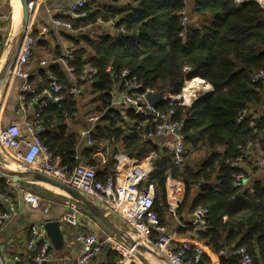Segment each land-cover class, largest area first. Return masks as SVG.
I'll return each instance as SVG.
<instances>
[{
    "label": "trees",
    "instance_id": "16d2710c",
    "mask_svg": "<svg viewBox=\"0 0 264 264\" xmlns=\"http://www.w3.org/2000/svg\"><path fill=\"white\" fill-rule=\"evenodd\" d=\"M79 12L82 15L78 17H61L72 25L66 35L70 39L73 32L98 22H111L114 28L111 33L94 37L79 34L73 42L79 44L81 38L84 46L72 47V59L66 60L75 79L81 81L76 82L77 87L88 83V88L79 93L85 96L87 91L91 95L88 114L102 113L105 125H97L92 131L91 145L79 143V134L68 129L79 94L68 92L71 79L53 65L51 72L62 81L65 99L47 102L40 113L42 132L38 136L42 143L68 172L78 164L99 167L96 177L105 180L115 170L116 161L110 154L116 153V144L135 154L148 144L142 129L121 128V107L112 105L115 75L127 69L141 83L142 92L170 94L179 93L185 79L201 77L212 90L190 106L165 102L155 105L162 110L173 108L172 117L180 123L184 160L175 164L171 153L154 149L153 170L143 186L153 185L154 210L163 225L161 217L168 208L166 180L172 178L184 186V201L176 214L184 207L191 189L199 188L191 209H208L206 225L200 227L190 221L178 233L206 246L200 264H208L213 256L220 255L223 258L219 264H239L232 254L239 246L247 248L254 264H264V182L254 180L250 187H234L232 174L243 169L231 164L237 157L245 158L254 147H264V113H260L264 109V84L251 81L254 72L264 70V11L254 0H193L190 13L187 0H87ZM183 12L189 18L195 16L198 25L188 20L189 28L182 26ZM31 35L33 55L36 39ZM28 81L35 93L48 84L47 78L40 86ZM24 96L25 102L32 97L29 93ZM122 109L136 122L144 118ZM244 109L246 113L238 121ZM256 113L258 118H254ZM195 153L202 156L192 165L189 158ZM7 189L5 180L0 179V193L8 194ZM119 259L117 251L108 250L107 264H116Z\"/></svg>",
    "mask_w": 264,
    "mask_h": 264
},
{
    "label": "built area",
    "instance_id": "2783aa9c",
    "mask_svg": "<svg viewBox=\"0 0 264 264\" xmlns=\"http://www.w3.org/2000/svg\"><path fill=\"white\" fill-rule=\"evenodd\" d=\"M41 0H27L29 11V24L23 37L20 48L13 62L7 79L19 78L22 84L19 89L22 93H29L32 97L28 104H37L34 117L24 123L21 128L18 123H10L5 127L0 126V151L9 162L15 163L20 170H32L44 174L50 178L65 183L77 191L84 194L94 204H96L105 215L118 217L125 225L126 231L138 242L148 246L159 256L165 257L168 264H200L201 247L191 244L190 240H179L175 242V236L168 232L166 226L161 224L157 213L154 210L155 193L152 184L143 186L153 170L149 162L128 157V152L119 151L114 154L116 161L115 170L112 176L105 180L97 179V169L85 164L76 165L70 172L64 166H61L57 159L49 152L47 147L42 143L38 136L40 129V113L42 112L47 101L58 102L65 99L64 88L58 78L53 74L47 75L48 84L41 92L35 93L34 88L28 81L26 66L32 55L34 38L31 35V18L35 9ZM240 3L244 0H235ZM264 11V0H254ZM87 3V0H73L65 8V13L73 17L82 15L79 11ZM55 27L71 31L70 22L61 18H52ZM188 17L183 12L181 25L187 26ZM123 33L124 30L121 29ZM10 38L0 39V61L3 54L7 53ZM72 59V52L69 50L66 58L61 59L63 63ZM2 65V64H1ZM0 65V66H1ZM189 68H186L188 71ZM115 93L112 99L113 106L130 109L135 114L147 117L153 124L152 128L145 133L146 138L157 136L172 138L171 155L175 164H181L184 160V145L182 137L179 134V121L175 120L173 108L166 110L159 109L153 104L146 101L145 93L141 91V83L135 76H130L127 69L120 70L115 75ZM252 82H262L264 84V70H258L251 76ZM211 89V85L199 76L185 79L181 90L177 94L164 92L162 102L173 105L177 103L183 106H190L192 102L203 93ZM69 93L77 94L80 90L75 83H72ZM23 98V97H21ZM23 107V102H22ZM246 109L238 114L240 121ZM255 114L254 118H258ZM98 120L97 116L89 117L92 124ZM85 127L80 131V136L84 138V145H91V133L93 125ZM253 125V121L250 122ZM247 145L245 149H249ZM241 157H237L231 164L238 165ZM264 163V161H263ZM248 175L241 170L232 174V185L243 189L247 185ZM20 197L25 204L33 208H43V212L48 211V206H43V198L37 193L28 189H21ZM167 211L170 215H175L180 199L169 196L167 199ZM0 226L6 223L15 213V202L8 195L0 193ZM70 209L76 210V205L69 202ZM208 209L198 206L192 211L191 222L197 226L206 225ZM64 220L73 226L79 224L78 219L73 214H67ZM183 226V225H182ZM155 235V236H154ZM154 236V238H153ZM108 239L99 238L95 233L77 232L74 240L81 245V254L76 264H89L104 246ZM127 249L128 246L125 245ZM28 251L27 258L31 264H46L52 258V243L47 235L44 224H36L30 227V237L25 246ZM130 250V249H129ZM237 256L239 264H254L251 253L245 246H239L232 251ZM16 257H14L15 259ZM218 258L211 260L208 264H218ZM0 264H5L0 255Z\"/></svg>",
    "mask_w": 264,
    "mask_h": 264
},
{
    "label": "crops",
    "instance_id": "0c3cea01",
    "mask_svg": "<svg viewBox=\"0 0 264 264\" xmlns=\"http://www.w3.org/2000/svg\"><path fill=\"white\" fill-rule=\"evenodd\" d=\"M72 1L73 0H41L35 9L34 15L31 18V32L36 39V44L34 47V53L30 61L27 63L26 70L28 74V80L37 86H40L46 82L45 80L47 75L52 73L51 67L53 65L57 66L62 71L65 78L68 77L71 79L72 83L76 84V82H81L80 79H75L72 72L70 71V68H68L67 63H63L61 61V59L66 58L67 52L71 50L72 47L74 48L78 45L84 46L85 42L81 38L79 40V44H74L73 39H77L79 34H86L89 37H94L114 31L113 24L111 22H98L92 26L86 27L79 33L73 32V39L68 38L66 36L68 30L55 27L52 23V18H61L63 16L69 15L65 13V8ZM11 2L13 3L12 0H0L1 37L11 38L20 29L21 3L19 0V8L17 11V16H15ZM192 4L193 0H187L188 13L191 12ZM9 8L10 12L8 10ZM188 20H190V23H193L196 26L198 25V19L195 16L190 18L188 17ZM92 29H94V31H91ZM63 55L64 57H62ZM21 84V79L14 78L11 80L7 79L0 86V126L2 127L15 122L18 123L21 128H23L24 123L34 117L36 109L34 104L29 105L28 102L24 101L25 93H22L19 89ZM87 84V82H85V84L79 83L80 86L77 88L81 91V87H83V89L88 88ZM117 92L118 90L114 93L112 91V99L115 96L114 94ZM87 94H84L85 96H80V94L76 96L77 111L74 119H71L68 122V129L79 134V143L83 145L85 139L80 136V131L85 127L91 126L92 123L89 122V117H98V120L92 124L93 131L97 125H105V121H102L101 119L102 113L99 115H95L94 112H92L94 114H88L87 110L88 107H91V103H89V101L84 102L83 99V97H88ZM22 102L23 107L21 105ZM119 110L122 118L121 128L126 129L125 131H131L132 129H142L143 140L148 141V144L144 145L140 154L134 153V156L137 159L142 160V162H149L151 164V159L155 156L154 149H157L159 152L171 153V144L173 141L172 138L163 136H157L154 138L145 137V133L153 126L147 117H144L139 122H136L125 113L124 109L120 108ZM260 113H264L263 108L260 109ZM135 123L137 124L135 125ZM119 145L121 146L120 143ZM263 161L264 147L262 149L257 146L254 147L245 158H241V160L238 161V166H240L248 175V182L245 188L250 187L254 180H261L264 182ZM0 162H8V164L13 167V169L20 170L15 163L9 162L7 160L2 151H0ZM96 169H99V167H96ZM0 179L3 178L0 176ZM3 180H5L8 186V194L6 195L14 200L16 207L14 215L6 223L0 226V255L4 259L5 264H31L27 258L28 251L25 248L30 237V227L36 224H44L47 220H58L60 222L64 244L59 250L52 246V258L46 264L77 263V259L81 254V245L74 240L77 232L95 233L103 240L107 237L113 238L108 239L104 243L100 254L92 259L89 264H107L109 249L117 251L120 255V259L116 264H168V262L160 261L154 256L140 253L134 249V247L128 244L124 238L114 233L104 223H102L100 219H98L81 202L71 198L64 191L45 183L32 184L22 181L11 183L6 179ZM165 185L167 199H169V196H172L180 199L181 203L184 201L185 190L182 183L175 179L168 178ZM29 186L40 191V193L37 194L43 198V206L49 205L47 212H43L42 207L33 208L24 203L20 197V191L21 189H27L26 187ZM198 192L199 188L196 186L193 187L191 189L189 198L184 203V207L178 214L170 215L168 211H164L161 218L168 231L175 236L176 243L183 239L190 240L191 244H196L201 247L202 251H206V246L203 243L190 238L189 235H182L178 233L180 228H184L185 224L191 221V202ZM69 202L76 205V210L72 211L70 209ZM0 207L4 208L5 206L0 204ZM68 213L73 214L78 219L79 224L77 226L70 225L64 220V217ZM116 225L119 228L126 230L124 224V228L118 224ZM125 245L128 246L130 250L127 249ZM14 257L16 258L14 259ZM216 258L218 257L213 256L211 260Z\"/></svg>",
    "mask_w": 264,
    "mask_h": 264
},
{
    "label": "water",
    "instance_id": "95a60500",
    "mask_svg": "<svg viewBox=\"0 0 264 264\" xmlns=\"http://www.w3.org/2000/svg\"><path fill=\"white\" fill-rule=\"evenodd\" d=\"M21 3V22H20V29L15 33L9 42V46L7 49V53L5 59L0 66V86L7 80L8 74L11 70L13 62L16 58L18 50L20 48L21 42L23 37L27 31V26L29 24V11L27 8V0H20ZM189 28V26H187ZM212 89L207 91L206 93L201 94L199 97L204 96L205 94L211 92ZM146 101L149 104L156 105L159 102H162L164 98V91H147L145 93ZM35 109H37V104H34ZM42 132V129L38 130V134ZM129 158H134V153H128ZM8 164L4 162H0V176L3 179L10 181L11 183L17 182H26V183H45L56 187L64 191L68 196L71 198L81 202L85 207H87L102 223H104L109 229H111L114 233L119 235L120 237L124 238L125 241L130 244L134 249L139 251L140 253L148 254L154 256L155 258L159 259L160 261L167 262L165 257L159 256L156 252H154L148 246L138 242L134 239L126 230L119 228L110 218L109 216L105 215L103 211L94 204L90 199H88L84 194L77 191L73 187L62 183L58 180L50 178L44 174L38 173L32 170H16L8 168ZM240 194H237L236 197H239ZM44 227L46 229L47 235L51 240L52 246L59 250L63 247V234L60 228V222L58 220H47L44 223ZM223 255L218 257V260L222 259Z\"/></svg>",
    "mask_w": 264,
    "mask_h": 264
},
{
    "label": "rangeland",
    "instance_id": "374dc122",
    "mask_svg": "<svg viewBox=\"0 0 264 264\" xmlns=\"http://www.w3.org/2000/svg\"><path fill=\"white\" fill-rule=\"evenodd\" d=\"M9 10V12H10V8L8 9ZM89 29V28H88ZM19 31V30H18ZM91 31H94V29H92ZM92 34V33H91ZM5 59V58H4ZM81 90H83V87H81ZM88 92L86 91L85 92V94H87ZM91 98V95H89L88 94V97L87 98H84L83 97V99H84V102L85 101H89V99ZM83 101V100H82ZM92 107H94V105H92ZM95 113V115H99L100 113H97V112H94ZM94 113H92V114H94ZM117 145H119V143L118 144H116L115 146H117ZM103 146H105V143H103ZM122 148H121V146L119 145V146H117V148H116V153L117 152H119L120 150H121ZM110 153H111V150H110ZM114 154L115 153H111L110 154V157L113 159L114 157ZM202 155L201 154H198V153H195V154H193V155H191L190 156V158H189V162L192 164V165H195L197 162H198V159L201 157ZM27 189L29 188V190L30 191H32V192H34V193H40V191L39 190H36V189H34V187H31V186H29V187H26ZM113 222H115L116 224H118L119 226H121L122 228H124V223L121 221V220H119V218L118 217H116V216H111V217H109ZM166 229H167V227H166ZM167 231H168V229H167ZM169 232V231H168Z\"/></svg>",
    "mask_w": 264,
    "mask_h": 264
},
{
    "label": "bare ground",
    "instance_id": "6f19581e",
    "mask_svg": "<svg viewBox=\"0 0 264 264\" xmlns=\"http://www.w3.org/2000/svg\"><path fill=\"white\" fill-rule=\"evenodd\" d=\"M12 1H13V3L11 2L12 3L11 5H13L14 15L17 16V11L19 8V0H12ZM5 56H6V53L3 54L2 58H1L2 60L0 61V65L3 63ZM7 164H8V162H7ZM8 168L13 169V167H11L10 165L8 166Z\"/></svg>",
    "mask_w": 264,
    "mask_h": 264
}]
</instances>
